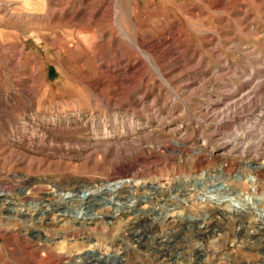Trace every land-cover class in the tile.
<instances>
[{
  "label": "rangeland",
  "instance_id": "1",
  "mask_svg": "<svg viewBox=\"0 0 264 264\" xmlns=\"http://www.w3.org/2000/svg\"><path fill=\"white\" fill-rule=\"evenodd\" d=\"M263 69L264 0H0V264H264V166L235 212L249 146L223 145L261 137L264 164ZM251 72L253 101L207 110ZM121 175L120 204L98 195L77 223L78 195Z\"/></svg>",
  "mask_w": 264,
  "mask_h": 264
},
{
  "label": "bare ground",
  "instance_id": "2",
  "mask_svg": "<svg viewBox=\"0 0 264 264\" xmlns=\"http://www.w3.org/2000/svg\"><path fill=\"white\" fill-rule=\"evenodd\" d=\"M142 43V42H141ZM140 45V44H139ZM143 45V44H142ZM142 47V46H141ZM144 51V50H143ZM182 57V56H181ZM181 60V59H180ZM199 61V60H198ZM187 65V64H186ZM163 66V65H162ZM181 70V69H180ZM264 70V69H263ZM134 71V70H133ZM125 72V71H124ZM161 74V73H160ZM172 76V75H171ZM242 77V76H241ZM125 78V77H124ZM121 79V78H120ZM130 83V82H129ZM245 83H246V85H242V86H237V85H235V86H233L232 87V89H228V90H226L228 93H227V97L225 98V99H219V100H217V101H214L213 103H210V104H208L207 105V110L208 109H210V108H212V109H216L217 107H219V106H223L224 108L225 107H228V106H231V105H233V104H238V102H239V106H244L245 105V103H250L251 101H253V99H254V96H255V94H256V92L258 91V89L260 88V84H259V81H258V79H257V77H255V74L254 73H250L249 75H248V77H246L245 78ZM239 84V83H238ZM231 86V85H230ZM241 88V89H240ZM225 94V93H224ZM223 94V95H224ZM208 100V99H207ZM225 101V102H221V101ZM211 102V101H210ZM255 103V102H254ZM234 105V106H235ZM246 107V106H245ZM244 107V108H245ZM232 108V107H231ZM228 109V108H227ZM254 110V109H253ZM261 110V109H260ZM215 111V110H214ZM227 111V110H226ZM184 113V112H183ZM230 113V112H229ZM213 115V114H212ZM252 115V114H251ZM219 116V115H218ZM262 117H263V112L262 111H259L258 110V113L256 114V117H255V124H259V125H261V119H262ZM229 119L231 118V119H234V117L233 116H231V117H228ZM228 118H225V119H220L219 120V123H221V122H223L224 120H229ZM201 120V119H200ZM233 122V121H232ZM180 127V126H179ZM247 127V126H246ZM260 127H262V125L260 126ZM247 129H249V131L251 130V129H253L249 124H248V127H247ZM175 130V129H174ZM220 132V131H219ZM41 133V132H40ZM91 133V132H90ZM174 133V132H173ZM218 133V132H217ZM247 133V132H246ZM249 134V133H248ZM233 136V135H232ZM232 136H229V138H233ZM264 136V135H263ZM140 137V136H139ZM221 137V136H220ZM236 137H238V136H236ZM235 137V138H236ZM151 138V137H150ZM240 138V137H239ZM261 137H258L257 138V140L256 141H253V142H244L243 144H241L242 142H240V143H237V142H235V140L234 141H225L224 142V147H225V149L227 150L226 152H227V154L228 153H233V152H238L239 151V148L241 149V148H243V150L244 149H246L248 146V152L245 154V156H246V158H248L249 159V161H253L254 159H256L257 157H258V155H259V153H258V151H257V149H258V147L260 146V139ZM219 139V138H218ZM222 139V138H221ZM238 139V138H237ZM224 140V139H223ZM242 140V139H241ZM115 142V141H114ZM128 142V141H127ZM186 142H187V140H186ZM223 142V141H222ZM234 142V143H233ZM105 143V142H104ZM121 142H119V143H116V144H114V143H112V144H114L113 146L115 147V150H113V151H115V152H113V155L112 156H114V155H116L117 157H116V159H119V158H121L119 155L120 154H122V151H123V149H122V144H124V142L122 143V144H120ZM132 143V142H131ZM185 143V142H184ZM102 144V143H101ZM100 144V145H101ZM111 144V143H110ZM105 145V144H104ZM107 145L109 146V143H107ZM107 145H105V147H103L104 149H101L102 151V154H104V153H106V154H108V149H109V147L111 146H107ZM174 145H175V147L177 148V146H179L180 148H183L184 147V145H183V142L182 143H180V142H177V141H174ZM173 145V146H174ZM189 147V146H188ZM196 147V146H195ZM113 148V147H112ZM124 148V147H123ZM179 148V149H180ZM192 148H193V145H192ZM198 150H199V147H198ZM259 150V149H258ZM99 151V150H98ZM118 152V153H117ZM199 152H201V151H199ZM261 152V151H260ZM241 153V152H240ZM123 154H125V153H123ZM234 154V153H233ZM244 154V153H243ZM239 155V154H238ZM237 156V155H236ZM244 156V155H243ZM107 157V156H106ZM109 159V158H108ZM240 159H242V158H240ZM248 159L246 160V159H243V161H242V163H243V165L245 166V167H247L248 169H250L249 170V173L243 178V182L244 183H246V184H248V185H250V194L249 195H244V194H236V195H234L233 197H231V198H227V200L228 201H232L233 202V207H234V210H235V212L236 211H240L241 209H242V207H245V205H248V204H251V205H253L254 203L252 202L253 201V199H255V196H252V194H254L255 192H256V186H255V181H256V177L253 175V173H257V171H259L261 168H263V166H264V164H262V165H253L251 162H249L248 161ZM112 161H113V159H112ZM254 162V161H253ZM124 172V171H123ZM121 173V172H120ZM124 174V173H123ZM200 175H203V173H201ZM227 176H224V175H220L219 174V178L218 179H220V178H222V179H224L225 180V182L226 181H228V179L231 177L230 175H228V174H226ZM136 176V175H135ZM204 176V175H203ZM119 177V176H118ZM127 177V175H121V177H119V178H110V179H107V180H105L103 183H99V185H97L96 183H95V185H97V186H88V187H86V189H85V191H83L82 192V195H78V214L81 216V217H79V220H81L80 222L77 220V223H79V224H81V225H86V226H88V225H91V224H93V222L91 221V222H88V220H91L92 218H87V217H85V216H83V215H85V212H86V204H91V202L93 203V201L94 200H96L97 198V196L99 195V196H101L102 194H108V195H112V197L113 198H111L116 204L118 203V204H120L119 202H118V198H119V193H117V188H118V186L120 185H124L125 183H128L129 181H131V179L129 178V179H127L126 178ZM218 177V176H217ZM202 178V177H201ZM207 178V177H206ZM240 178V177H239ZM221 179V180H222ZM223 180V181H224ZM220 183V182H219ZM39 184V183H38ZM32 185V184H31ZM219 185V184H218ZM33 186V185H32ZM41 186V185H40ZM38 187V186H37ZM45 187V186H44ZM143 187V186H142ZM159 187V186H158ZM161 187V186H160ZM80 189H78V190H81L82 188L81 187H79ZM155 189H158V188H155ZM216 190H219V191H222V190H224V191H226V192H229L230 191V189H229V185L227 184V183H224V184H220L219 186H217L216 187ZM32 191V190H31ZM178 191V190H177ZM58 192V191H57ZM146 192V191H145ZM153 192V191H152ZM216 192V191H215ZM206 193V192H205ZM27 192L25 193L24 192V197L25 196H27ZM153 196L154 197H147V200L149 199L150 200V202L152 201V199L154 200V199H156L157 200V197H159V191H154L153 193ZM210 194V193H209ZM225 194V193H224ZM227 194H229V193H227ZM6 194H0V197H4ZM161 195V194H160ZM73 196H71L69 193H66V194H60V193H57V195H56V198L54 199H52V198H50L51 199V201H53V202H55V204H57L58 206L59 205H64V203L67 201V200H69V201H71ZM143 197H146V196H143ZM203 197V196H202ZM207 197V196H206ZM225 197H228V195H225L223 198H225ZM6 198V197H5ZM161 198V197H160ZM204 198V197H203ZM216 198V195H210V197H207V200H209V201H212V200H214ZM222 198V197H221ZM221 198H216V200L218 199V200H220ZM28 199V198H27ZM127 201L129 202H131V203H134L133 202V200H135L134 198H131V196H128L127 198ZM202 199V198H201ZM232 199V200H231ZM6 199H3L2 201L4 202ZM30 200V199H29ZM159 200V199H158ZM262 200H263V202H264V197H262ZM50 201V202H51ZM68 201V202H69ZM208 201V202H209ZM49 202V203H50ZM53 202L51 203V205H53ZM113 202V203H114ZM153 202V201H152ZM130 203V204H131ZM117 204V205H118ZM134 205V204H133ZM132 206V205H131ZM131 206H128V208H131ZM49 207V206H48ZM56 207V206H55ZM54 207V208H55ZM133 207V206H132ZM53 208V209H54ZM57 208V207H56ZM55 208V209H56ZM239 209V210H238ZM26 209L24 208L23 209V212H21V213H18V215H20L21 217H27L28 218V214L26 213V211H25ZM38 211H39V213L38 214H36V218L35 219H38V220H40L41 221V217H42V215H43V211L42 210H40V209H37ZM52 210V209H51ZM74 211V210H73ZM47 212H49V211H47ZM13 214V213H12ZM15 214V213H14ZM87 214V213H86ZM64 215H65V213H62L61 214V216H63L64 217ZM12 216V215H11ZM39 216V217H38ZM45 216V215H44ZM113 216V215H112ZM258 218H260V220H262L260 223H259V225H264L263 223H264V207L263 208H261V212L258 214ZM8 217V216H7ZM14 219V218H13ZM18 219V218H17ZM30 219V218H29ZM20 220V219H19ZM185 220V219H184ZM34 221V220H33ZM40 221H38V222H40ZM243 221V220H242ZM242 221L240 222V224L242 223ZM53 222V221H52ZM165 223V222H164ZM179 223V222H178ZM168 224V223H167ZM166 225V224H165ZM185 225V224H184ZM238 225V224H237ZM244 225V224H243ZM175 227V226H174ZM185 227V226H184ZM259 227V226H258ZM137 228V227H136ZM143 229V228H142ZM176 229V228H175ZM204 229H205V227H204ZM207 229V228H206ZM259 229H261V226H260V228ZM180 230V229H179ZM203 230V229H202ZM210 230V229H209ZM240 230V229H239ZM245 230V229H244ZM135 231H136V229H135ZM175 231V230H174ZM258 231V230H257ZM138 232H140V231H138ZM259 232V231H258ZM170 233V232H169ZM200 233V232H199ZM238 233V232H237ZM245 233V232H244ZM260 233V232H259ZM171 234V233H170ZM201 234H202V231H201ZM239 234V233H238ZM243 235V234H242ZM239 236V235H238ZM241 237V236H240ZM154 239V238H153ZM45 241V240H44ZM169 241V240H168ZM173 242V241H172ZM94 247V246H93ZM182 248V247H181ZM186 251V250H185ZM199 251V250H198ZM89 256H94L95 258H96V264H111V263H113L114 261H116V255H114V256H112V258L111 259H113V260H111L110 261V255H108L106 252H96V250L95 249H93V250H91V251H89L88 253H87ZM172 255V254H171ZM64 257V256H63ZM86 257V256H85ZM65 264H69L68 262H66Z\"/></svg>",
  "mask_w": 264,
  "mask_h": 264
}]
</instances>
